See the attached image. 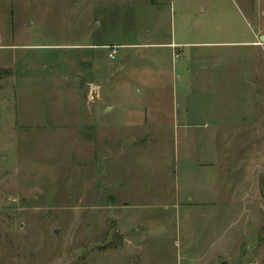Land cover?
<instances>
[{"label":"rangeland","instance_id":"rangeland-1","mask_svg":"<svg viewBox=\"0 0 264 264\" xmlns=\"http://www.w3.org/2000/svg\"><path fill=\"white\" fill-rule=\"evenodd\" d=\"M257 35L264 0H0V264H264Z\"/></svg>","mask_w":264,"mask_h":264},{"label":"built area","instance_id":"built-area-1","mask_svg":"<svg viewBox=\"0 0 264 264\" xmlns=\"http://www.w3.org/2000/svg\"><path fill=\"white\" fill-rule=\"evenodd\" d=\"M169 46H171V49H172V51L174 52V56L175 57H177L178 56V54H177V52H176V46H175V44H171V45H169ZM105 48H108V47H105ZM111 48V50L109 51V53H108V57H110L111 59L112 58H114V56H115V53H116V48H115V46H111L110 47Z\"/></svg>","mask_w":264,"mask_h":264},{"label":"water","instance_id":"water-1","mask_svg":"<svg viewBox=\"0 0 264 264\" xmlns=\"http://www.w3.org/2000/svg\"><path fill=\"white\" fill-rule=\"evenodd\" d=\"M260 41L264 42V35L260 36ZM100 167H102V166L100 165Z\"/></svg>","mask_w":264,"mask_h":264},{"label":"crops","instance_id":"crops-1","mask_svg":"<svg viewBox=\"0 0 264 264\" xmlns=\"http://www.w3.org/2000/svg\"><path fill=\"white\" fill-rule=\"evenodd\" d=\"M259 28H260V27H259ZM260 31H261V30H260ZM257 36H258V35H257ZM259 36H261V35H259ZM259 36H258V37H259ZM173 44H174V43H173ZM169 45H171V44H169ZM0 47H1V46H0Z\"/></svg>","mask_w":264,"mask_h":264},{"label":"trees","instance_id":"trees-1","mask_svg":"<svg viewBox=\"0 0 264 264\" xmlns=\"http://www.w3.org/2000/svg\"><path fill=\"white\" fill-rule=\"evenodd\" d=\"M153 1V0H152Z\"/></svg>","mask_w":264,"mask_h":264}]
</instances>
